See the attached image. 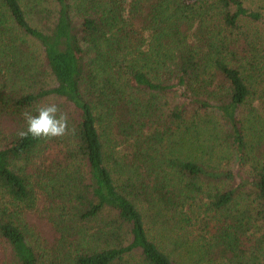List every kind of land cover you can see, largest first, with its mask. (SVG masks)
Returning a JSON list of instances; mask_svg holds the SVG:
<instances>
[{
  "label": "trees",
  "instance_id": "1",
  "mask_svg": "<svg viewBox=\"0 0 264 264\" xmlns=\"http://www.w3.org/2000/svg\"><path fill=\"white\" fill-rule=\"evenodd\" d=\"M46 1L0 0V65L12 82L8 93L0 89V107L20 129L22 113L49 98L69 117L62 137L14 132L0 147L9 264H264V14L243 0ZM126 12L144 15V52ZM43 70L53 86H39ZM139 92L164 93V249L149 239L132 188L115 181L98 129L99 108L123 93L120 109L134 118L131 129L140 127L138 116L148 119L155 103L136 109ZM46 147L64 159L41 172L37 187L55 192L75 221L51 256L19 221L33 190L18 162ZM228 151L234 170L221 164ZM193 223L198 237L190 239Z\"/></svg>",
  "mask_w": 264,
  "mask_h": 264
},
{
  "label": "rangeland",
  "instance_id": "2",
  "mask_svg": "<svg viewBox=\"0 0 264 264\" xmlns=\"http://www.w3.org/2000/svg\"><path fill=\"white\" fill-rule=\"evenodd\" d=\"M243 1L249 8L264 14V0ZM50 3L52 4V0L50 2L47 0L46 6L49 7ZM124 7H127V4ZM124 15L127 20L132 21L133 29L140 34L136 41L137 49L140 52L146 51L151 42V32L144 29L146 25L144 15L137 14L130 17L128 12ZM81 18H83L82 13L76 9L73 19L80 21ZM38 81L39 86L43 88L54 84L44 70L43 76ZM19 85L25 87V82ZM0 89L6 93L12 89V82L8 80L7 65H0ZM13 89H15V84ZM133 98L134 106L140 111H144L150 102L155 103V112L153 114L150 112L148 119H141L138 116L139 120L136 122L140 121V127L131 129L128 121H135L134 118H131L129 112V120H126V114L120 109L126 102L125 93H123L117 101L112 104L105 103L99 108L98 129L106 145L109 155L107 162L115 181L128 184L132 188L131 192L143 216L149 239L164 249V93L152 95L139 92ZM50 101L52 100L49 98L43 102ZM254 105L257 106L256 102ZM4 109L6 108L0 107V147L7 144L9 134L17 132L22 126L19 124L20 121L14 120L7 111L4 112ZM130 110H133V107ZM148 142H152L151 148H148ZM63 159L64 153L59 148L46 147L37 150L26 163L22 160L18 162L19 172L26 176L28 182L30 181L33 190L30 205L22 211L19 221L25 230L27 240L41 254L49 255L52 248L54 249L55 246L59 248L62 239H68L66 227L70 222L75 223L73 218L68 219L64 216L65 212H62L58 201H53L52 198L56 196L55 192H50V190L49 193L44 192L37 187L38 179H43L41 172L54 168L56 166L54 163ZM221 164L223 167L234 170L237 163L228 151ZM189 231H191L190 239L198 237V231L194 230V223ZM77 241L80 248L86 246L83 239H77ZM59 252L60 250L57 253ZM0 264H9L8 246L1 239Z\"/></svg>",
  "mask_w": 264,
  "mask_h": 264
},
{
  "label": "clouds",
  "instance_id": "3",
  "mask_svg": "<svg viewBox=\"0 0 264 264\" xmlns=\"http://www.w3.org/2000/svg\"><path fill=\"white\" fill-rule=\"evenodd\" d=\"M25 128L16 132L18 138L49 140L62 137L69 131V117L55 101L41 102L33 111L22 113Z\"/></svg>",
  "mask_w": 264,
  "mask_h": 264
}]
</instances>
